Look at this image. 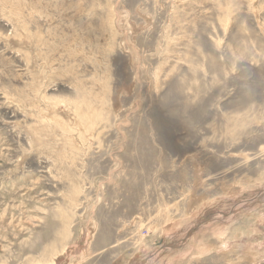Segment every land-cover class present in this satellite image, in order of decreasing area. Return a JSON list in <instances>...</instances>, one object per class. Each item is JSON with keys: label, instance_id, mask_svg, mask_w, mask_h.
Masks as SVG:
<instances>
[{"label": "rangeland", "instance_id": "rangeland-1", "mask_svg": "<svg viewBox=\"0 0 264 264\" xmlns=\"http://www.w3.org/2000/svg\"><path fill=\"white\" fill-rule=\"evenodd\" d=\"M0 264H264V0H0Z\"/></svg>", "mask_w": 264, "mask_h": 264}, {"label": "bare ground", "instance_id": "bare-ground-1", "mask_svg": "<svg viewBox=\"0 0 264 264\" xmlns=\"http://www.w3.org/2000/svg\"><path fill=\"white\" fill-rule=\"evenodd\" d=\"M69 112V111H68ZM260 229V228H259ZM253 238V237H252ZM246 241H249L248 237H243V242L246 243ZM252 241V240H251ZM257 241V240H256ZM229 242V241H228ZM232 242V241H231ZM231 242H229V244H231ZM226 247V246H225ZM64 254V253H63Z\"/></svg>", "mask_w": 264, "mask_h": 264}]
</instances>
